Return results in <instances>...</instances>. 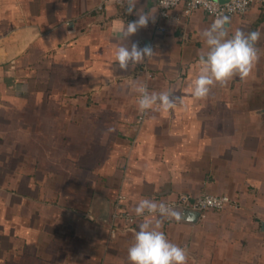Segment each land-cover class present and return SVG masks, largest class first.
<instances>
[{
	"label": "crops",
	"instance_id": "0c3cea01",
	"mask_svg": "<svg viewBox=\"0 0 264 264\" xmlns=\"http://www.w3.org/2000/svg\"><path fill=\"white\" fill-rule=\"evenodd\" d=\"M125 7L0 0V264H129L140 200L167 207L202 194L236 207L195 221L169 208L180 218L160 230L187 264H264V2L225 25L229 36L262 33L250 75L203 99L192 92L215 19L195 11L172 24L157 0H138L151 18L126 43L153 52L125 71L115 62L119 30L138 18ZM138 83L170 91L172 107L141 113ZM255 92L261 101L250 104ZM119 195L132 225L113 219Z\"/></svg>",
	"mask_w": 264,
	"mask_h": 264
},
{
	"label": "clouds",
	"instance_id": "9594fccd",
	"mask_svg": "<svg viewBox=\"0 0 264 264\" xmlns=\"http://www.w3.org/2000/svg\"><path fill=\"white\" fill-rule=\"evenodd\" d=\"M138 0H126L125 11L128 15L136 14L137 19L125 23L119 30L120 43L115 53V62L121 70H128L132 65L143 63L152 54V48L138 47L136 43L131 46L126 43L129 37L137 33L140 28L148 25L151 15L143 9H137ZM168 0H162L167 6ZM229 23L226 16H219L212 25L202 33L207 51L199 56L200 72L194 80L193 96L196 99L205 98L210 89L217 84L224 86L233 77L247 78L255 63L259 59L257 42L261 40L262 33L258 30L245 32L237 29L229 36L225 25ZM135 91L139 93L138 110L143 113L158 106L160 110L168 111L170 91L149 92L146 83H138ZM115 131V129H109ZM137 217H144L135 231L134 242L128 248L127 260L129 264H187V253L181 246L170 242L161 231L163 219L180 218V214L150 199H142L134 208ZM158 214L153 221L145 216Z\"/></svg>",
	"mask_w": 264,
	"mask_h": 264
},
{
	"label": "built area",
	"instance_id": "2783aa9c",
	"mask_svg": "<svg viewBox=\"0 0 264 264\" xmlns=\"http://www.w3.org/2000/svg\"><path fill=\"white\" fill-rule=\"evenodd\" d=\"M125 1L126 0H121ZM264 0H228L220 3L219 0H168L167 6L162 5V0H157L158 17L172 24L179 22L181 17H187L195 11H202L213 19L219 16H239L245 14L254 4H261ZM181 7L179 14H174V10ZM160 30L164 31V28ZM142 117H140L141 120ZM124 196L119 195L114 206L113 219H120L128 225H132L135 218L127 215L120 209V204ZM236 203L228 196H214L202 194L195 198L181 196L177 201L167 205L168 208H184L199 214V219H204L210 211H221L235 208ZM148 214V213H145ZM111 231V233H113Z\"/></svg>",
	"mask_w": 264,
	"mask_h": 264
},
{
	"label": "rangeland",
	"instance_id": "374dc122",
	"mask_svg": "<svg viewBox=\"0 0 264 264\" xmlns=\"http://www.w3.org/2000/svg\"><path fill=\"white\" fill-rule=\"evenodd\" d=\"M260 92H261V91H260ZM260 92H258V93H257V92H255V93H250V96H249V98H248V101H249L250 104H252V103H254L255 101H258V100L261 101V97H260V96H261L262 93H260ZM256 93H257V94H260V95H253V94H256ZM251 94H252V95H251ZM1 147H2V145L0 144V148H1ZM10 147H14V146H10ZM0 150H1V149H0ZM0 159H1V155H0ZM5 163H6V162L0 160V172L2 171V167H4V166L1 165V164H5ZM10 166H11V165H10ZM13 178H15V177L13 176ZM0 179H1V177H0ZM14 181H15V180H14ZM0 182H1V181H0ZM3 185H4V186H6V185H10V186H11L12 184L10 183V180H9V181L7 180V181H4V182H3ZM10 186H9V188H11ZM13 186H15V185H13ZM0 204H1V203H0ZM0 226H1V214H0Z\"/></svg>",
	"mask_w": 264,
	"mask_h": 264
},
{
	"label": "water",
	"instance_id": "95a60500",
	"mask_svg": "<svg viewBox=\"0 0 264 264\" xmlns=\"http://www.w3.org/2000/svg\"><path fill=\"white\" fill-rule=\"evenodd\" d=\"M226 1H228V0H219L220 3H224V2H226ZM186 214H188V215L190 216V218L192 217V218L190 219V220H192V221L197 220L198 217H199V214H198L197 212L187 211Z\"/></svg>",
	"mask_w": 264,
	"mask_h": 264
}]
</instances>
